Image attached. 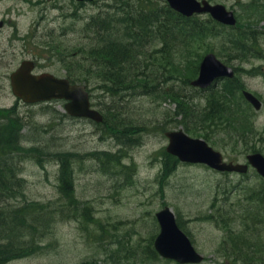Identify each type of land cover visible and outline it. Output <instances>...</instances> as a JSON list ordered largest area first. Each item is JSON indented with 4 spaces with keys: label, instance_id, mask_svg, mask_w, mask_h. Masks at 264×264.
Wrapping results in <instances>:
<instances>
[{
    "label": "rangeland",
    "instance_id": "obj_1",
    "mask_svg": "<svg viewBox=\"0 0 264 264\" xmlns=\"http://www.w3.org/2000/svg\"><path fill=\"white\" fill-rule=\"evenodd\" d=\"M212 1L224 4L230 9L235 6L236 11V8H240L241 2L244 5L248 3V0ZM255 1L264 6V0ZM29 12L30 10L25 8V14L19 21L23 29L28 28L32 22V14ZM258 24L260 27L264 26V20H260ZM9 50L10 54L3 57L0 62V65L2 64L0 107L17 104L8 76L16 69L23 55L18 58V55L13 53V47L10 46ZM225 50L230 54L231 64L238 68L243 67L231 51L227 48ZM243 65L251 68L264 64L261 59L251 58ZM239 77L244 78L245 81L241 80L248 90L264 95L263 78L247 77L243 71L239 72ZM91 88L93 102L100 110L105 111L109 125H115L113 121L117 114L114 111L127 104L132 110L131 114L146 121V125L151 126L153 122L162 121L165 117L167 121L177 124L181 122L178 114L183 112L187 105L185 99H179L185 96L186 92L181 91L179 85L170 87L169 91L179 98L170 97L171 100L167 102L151 101L139 95L127 100L113 99L109 94L98 91L94 82ZM152 99L157 100L158 97ZM183 100L184 102L181 103ZM17 109L29 125L23 140L26 146L23 151L25 161L17 171H13L12 176L17 179L19 174L24 178L25 197L49 205L59 203L57 164L59 161L54 154L65 153L69 155L70 161L68 160L67 164L72 173L74 168L76 197L79 202H86L93 208V216L99 219L100 225L89 223L86 230L87 228L81 223L80 214L76 217L59 218V222L56 225L52 224L48 233L55 241L54 244L48 246L43 253L7 264H116L113 259H108L112 250L119 247L118 256H123L126 247L131 250L136 249L138 245L142 248L146 247L157 229L155 215L166 206L182 217L185 228L195 241L197 249L207 257L202 264H232L227 257L220 258L216 252L225 233L209 220L203 219L204 215L209 214L212 205L210 201L214 195L213 185L220 177L200 166L176 165L173 175L166 180L159 179L157 174L164 166L161 152L167 145L159 127L157 131L148 130L136 139L138 143L135 146L126 147L122 144L118 145L114 139L110 140V135L107 139H103L100 136L101 131L88 121L69 123L65 118L59 119L58 115L56 118L52 113L64 112V106L59 103H44L37 106L21 103V105L17 104ZM255 115L252 114V117ZM201 119L200 110L196 112V116L189 117L188 123L192 125L190 126L192 131H199L197 125L198 120ZM120 120L124 122L120 124L125 126V123L131 124V119L127 117H121ZM256 123L258 128L263 130L264 135V107L258 113ZM171 127L166 128L171 130L173 129ZM145 130L146 127H143L139 133L142 134ZM214 143L229 160L240 162L246 156L241 138L232 133L231 129L228 131L225 129L224 132L215 135ZM101 153L103 156L121 155L123 162L132 164L133 180H126L122 176L112 178L113 173L110 170H107L109 175L99 171L97 162L92 158L96 159L95 155ZM78 160L83 162L80 163ZM233 177L228 178V181L243 180L238 176ZM81 206L82 204L79 205ZM260 230H264V220ZM47 243L48 240L44 245ZM219 249L221 251V248ZM260 250L264 259V248L261 247ZM159 264L166 263L159 262Z\"/></svg>",
    "mask_w": 264,
    "mask_h": 264
},
{
    "label": "trees",
    "instance_id": "obj_2",
    "mask_svg": "<svg viewBox=\"0 0 264 264\" xmlns=\"http://www.w3.org/2000/svg\"><path fill=\"white\" fill-rule=\"evenodd\" d=\"M116 25L123 31L124 40L117 43L115 50L92 47L93 49L88 51L89 57L101 64L98 68L92 66L87 68L86 80L89 81V75L95 72V76L101 78L104 82L103 86L111 90L112 95L120 96L124 100L132 98L135 91L147 92L148 95L162 93L166 90L164 87L177 77L175 74L181 77L189 75L190 78L184 80L185 83H189L191 77L194 78L197 74L202 57L194 47L203 46L209 50L212 49L210 41L225 42L234 53L246 55L250 48L257 45L256 35L244 33L240 22L236 28H226L211 19L185 18L169 6L160 7L156 0H137L136 3H132L125 9L124 14L118 16ZM100 32L98 31V35L101 34ZM147 37L154 40L161 39L163 47L158 50H148L149 47L143 42ZM238 87L234 79L223 82L220 87L210 91L205 111H202L201 127L208 122V129L211 131L215 128L221 129L223 118L226 116L228 119L233 118L232 100L236 96ZM189 110H192L191 104ZM3 112L0 115V264H7L11 260L32 256L38 252L42 240L57 218L76 216L77 201L74 199V173L67 164L70 161L69 155L61 152H56L54 155L59 161V187L66 202L60 204L59 208H50L49 205L37 201H27L23 179L20 177L14 179L12 173L14 170L17 171L18 165L23 161L21 160L25 150L22 147L23 129H26L28 122H25L15 109ZM116 114V123H124L121 122V117L131 119L128 112ZM125 124L127 127L120 124L106 128V133L114 134L119 142L133 145L135 143L133 137L138 135V128L134 123ZM204 137L207 139L206 136ZM245 148L251 151L257 150L256 146L250 145V142L245 143ZM166 159L173 160L167 155ZM251 203L243 213V223L253 222L259 215L261 208L251 207ZM64 212L71 213L67 215ZM81 215L85 220L90 219V208H82ZM208 217L214 221L215 218L225 219L223 216L213 214ZM234 237L236 243L248 247L251 244L254 246V235L246 234V229H243L240 236L236 231ZM153 242L154 237L147 248L140 250L141 254L138 256L140 259L135 257L130 259L132 264H156L160 261L153 249ZM241 244H236L235 248L241 250L240 247H244ZM128 254L132 256L135 252L130 250ZM249 262L251 263L252 260Z\"/></svg>",
    "mask_w": 264,
    "mask_h": 264
},
{
    "label": "water",
    "instance_id": "obj_3",
    "mask_svg": "<svg viewBox=\"0 0 264 264\" xmlns=\"http://www.w3.org/2000/svg\"><path fill=\"white\" fill-rule=\"evenodd\" d=\"M169 1L175 9L187 16L195 12L209 11L220 21L235 24L233 15L227 13L222 6L211 7L208 3H204L202 8L201 4L195 0ZM29 65V63H24L22 68L12 76L14 92L18 96L26 102L65 98L72 101L66 106L71 115L86 116L102 121L99 113L90 110L89 96L85 87L70 86L68 81L57 80L49 75L34 77L31 75ZM221 75L232 76L233 72L226 68L215 55H208L202 64L200 78L193 84L205 88ZM168 135L171 138L168 151L178 155L183 161L205 162L219 169H234L231 165H222L220 155L209 149L206 144L188 139L182 132ZM250 160L264 174V159L254 156ZM158 217L162 225V233L156 241V248L159 252L164 257L175 259L180 263L202 261L203 258L196 253L189 239L176 226L174 216L170 211L166 209Z\"/></svg>",
    "mask_w": 264,
    "mask_h": 264
},
{
    "label": "flooded vegetation",
    "instance_id": "obj_4",
    "mask_svg": "<svg viewBox=\"0 0 264 264\" xmlns=\"http://www.w3.org/2000/svg\"><path fill=\"white\" fill-rule=\"evenodd\" d=\"M22 2L23 0H0V32L2 28L8 24L10 16L14 9L10 7L11 2ZM34 4H45L46 2L51 3H61V8L63 14L61 15L65 20L69 17L79 19L84 15L83 3L77 2L76 0H29ZM69 29L66 28L65 34L68 36Z\"/></svg>",
    "mask_w": 264,
    "mask_h": 264
}]
</instances>
